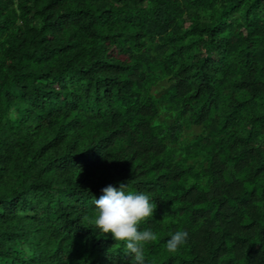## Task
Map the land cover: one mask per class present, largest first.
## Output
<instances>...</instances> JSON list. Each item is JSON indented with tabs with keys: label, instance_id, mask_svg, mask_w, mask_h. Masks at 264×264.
I'll use <instances>...</instances> for the list:
<instances>
[{
	"label": "trees",
	"instance_id": "obj_1",
	"mask_svg": "<svg viewBox=\"0 0 264 264\" xmlns=\"http://www.w3.org/2000/svg\"><path fill=\"white\" fill-rule=\"evenodd\" d=\"M119 183L147 264H264V0H0V264H130Z\"/></svg>",
	"mask_w": 264,
	"mask_h": 264
},
{
	"label": "clouds",
	"instance_id": "obj_2",
	"mask_svg": "<svg viewBox=\"0 0 264 264\" xmlns=\"http://www.w3.org/2000/svg\"><path fill=\"white\" fill-rule=\"evenodd\" d=\"M102 195L92 203L94 206L93 225L101 234H111L115 242L122 244V252L130 264H147L145 247L156 241V233L141 224L153 217L152 197L143 191H130L126 183L118 186L109 184L101 189ZM189 233L178 230L166 241V250L176 253L187 243Z\"/></svg>",
	"mask_w": 264,
	"mask_h": 264
},
{
	"label": "water",
	"instance_id": "obj_3",
	"mask_svg": "<svg viewBox=\"0 0 264 264\" xmlns=\"http://www.w3.org/2000/svg\"><path fill=\"white\" fill-rule=\"evenodd\" d=\"M172 87H173V85L171 84L170 86H168L165 89L161 90L157 95H162V94L168 92Z\"/></svg>",
	"mask_w": 264,
	"mask_h": 264
}]
</instances>
